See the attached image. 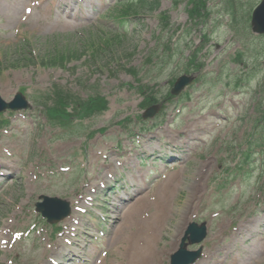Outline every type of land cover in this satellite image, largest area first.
<instances>
[{
  "label": "rangeland",
  "instance_id": "374dc122",
  "mask_svg": "<svg viewBox=\"0 0 264 264\" xmlns=\"http://www.w3.org/2000/svg\"><path fill=\"white\" fill-rule=\"evenodd\" d=\"M85 1L81 14L89 17L67 20L56 16L57 0H0V97L10 102L19 92L30 105L0 114V164L13 170L0 184V264H46L56 246L78 250L64 264H123L128 243L116 238L129 235L128 210L142 198L155 206L170 188V213L148 246L160 251L158 264H169L190 223L206 226L201 264L257 256L264 248V35L251 32L250 19L261 0H232V7L157 0L153 11L123 18L118 11L135 0ZM61 51L76 56L64 67L48 65ZM181 77L192 82L175 97L170 90ZM55 90L73 98L63 123L48 118ZM91 97L105 109L81 108ZM152 107L155 117L143 120ZM199 183L202 196L190 205ZM41 195L68 201L71 214L48 225L35 213ZM178 219L182 235L173 241ZM67 233L70 245L62 241Z\"/></svg>",
  "mask_w": 264,
  "mask_h": 264
},
{
  "label": "bare ground",
  "instance_id": "6f19581e",
  "mask_svg": "<svg viewBox=\"0 0 264 264\" xmlns=\"http://www.w3.org/2000/svg\"><path fill=\"white\" fill-rule=\"evenodd\" d=\"M163 133L165 132H162V134ZM159 137L160 136L158 135L155 136V138H159ZM167 137L170 138V135H167ZM168 142H173V141L170 140ZM148 151H150V153H153L155 150L151 148ZM2 168L9 169L6 166ZM9 170L12 171V168L10 167ZM110 177H112V174L109 173V175H107V180H111ZM199 186H201V183L192 185L190 189L191 191L188 196L190 205L198 201L202 196V188ZM171 192H172V188H170L167 192H164L163 195L154 198L153 202L155 206H149L147 199L142 198L140 200H137L134 203V206L128 210L127 215L130 214L129 216L130 219L127 224V229L130 230L129 235H127L126 240L123 239L124 237L123 234L125 235V231L123 230L121 233L122 237H119L118 239V236H117L116 238V241L118 240L117 241L118 244L128 243V245L126 244V246L128 247L122 246L123 259L121 260V263L123 264H158V261L161 259V256H162V255L159 256L160 251L159 250L155 251L153 248H151V254H150L148 252V246L151 244V242L157 239V233L160 232L165 225L164 222L166 221V218L168 217L170 213L168 208H169V204L172 198V195L169 194ZM135 207H137L136 209H139L140 207V210L136 211ZM146 207H149V208H146ZM187 208H184L182 209V211H179V212L180 213L184 212L188 214V211H185ZM73 220L74 218L71 219V221ZM180 221L181 220L178 219L175 225L173 226V234H172L173 241L177 240L182 235L181 234L182 231L180 230L182 227V224L180 225ZM75 224L78 227L82 226L79 220ZM251 224L253 223L247 222L241 226V229H248ZM248 225L249 227L245 228ZM239 231L240 230L238 229L237 234H239ZM237 234L233 235L231 239L232 244L237 242V238H236ZM66 235H67L66 239H69L68 233ZM71 240L72 239H69V241ZM62 241L64 243V239ZM74 241L78 242L77 240H74ZM167 244L169 245V247L174 246V244L171 245V243H167ZM57 247L58 246H56L55 248L56 257L62 260V258H64L67 255L65 254V252L56 251ZM151 255L152 257H150ZM202 261L203 260L201 259L196 264H201ZM45 262L46 264L54 263V261H51V259H47ZM240 263L241 264H263L264 263V248L257 253V256H254L253 258H250L244 261L239 260L238 263H233V264H240Z\"/></svg>",
  "mask_w": 264,
  "mask_h": 264
},
{
  "label": "water",
  "instance_id": "95a60500",
  "mask_svg": "<svg viewBox=\"0 0 264 264\" xmlns=\"http://www.w3.org/2000/svg\"><path fill=\"white\" fill-rule=\"evenodd\" d=\"M250 26L253 34L264 35V0L253 10ZM190 82L191 78H179L174 84L171 94L178 95ZM28 107V103L20 94H16L14 99L8 104L0 99V113L6 109L19 111ZM155 113L154 108H151L144 114L143 118H152ZM41 199L42 202L36 205V212L40 213L47 223L54 224L60 222L70 214L69 204L66 201L46 197H42ZM205 236L206 228L204 224L200 226L190 224L184 233L178 251L171 256L170 264H194L200 258L202 249L199 248L197 251L190 252L186 247L188 244L197 245L201 243Z\"/></svg>",
  "mask_w": 264,
  "mask_h": 264
},
{
  "label": "trees",
  "instance_id": "16d2710c",
  "mask_svg": "<svg viewBox=\"0 0 264 264\" xmlns=\"http://www.w3.org/2000/svg\"><path fill=\"white\" fill-rule=\"evenodd\" d=\"M232 0H226V3L231 6ZM148 0H135L133 2H128L126 6L121 8L120 11H118L119 17H127L130 15L136 16L140 10H148L153 11L157 8L158 2L157 0H151V2H148ZM201 4V2H194L193 6L195 7L196 13L194 18H199L201 16L200 9H198V5ZM232 7V6H231ZM192 13V14H193ZM167 19V18H165ZM119 41V40H118ZM62 52V53H61ZM57 52L56 55L49 58V64L50 66H60L64 67L68 61H70V58L76 56V53L67 51L63 54V51ZM69 53V54H68ZM74 53V54H73ZM72 54L70 57H65L67 55ZM43 63V62H42ZM53 98H48L47 100L52 103V108H48V118L54 122H60L62 121V117L65 115L66 107L68 106V102L73 101V98L70 96L69 93H63L62 91L55 90L52 93ZM148 100H146L147 102ZM106 102L98 97H91L86 102L83 103L81 108H86L90 112H98L105 109Z\"/></svg>",
  "mask_w": 264,
  "mask_h": 264
}]
</instances>
